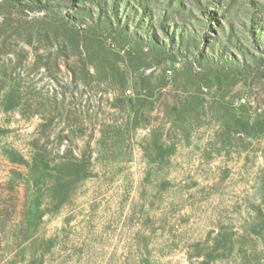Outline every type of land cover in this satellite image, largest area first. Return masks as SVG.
I'll use <instances>...</instances> for the list:
<instances>
[{
	"label": "rangeland",
	"instance_id": "1",
	"mask_svg": "<svg viewBox=\"0 0 264 264\" xmlns=\"http://www.w3.org/2000/svg\"><path fill=\"white\" fill-rule=\"evenodd\" d=\"M0 264H264V0H0Z\"/></svg>",
	"mask_w": 264,
	"mask_h": 264
},
{
	"label": "trees",
	"instance_id": "2",
	"mask_svg": "<svg viewBox=\"0 0 264 264\" xmlns=\"http://www.w3.org/2000/svg\"><path fill=\"white\" fill-rule=\"evenodd\" d=\"M255 63H258L259 65L261 64V62H263V60L261 58H254Z\"/></svg>",
	"mask_w": 264,
	"mask_h": 264
}]
</instances>
